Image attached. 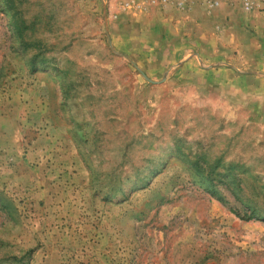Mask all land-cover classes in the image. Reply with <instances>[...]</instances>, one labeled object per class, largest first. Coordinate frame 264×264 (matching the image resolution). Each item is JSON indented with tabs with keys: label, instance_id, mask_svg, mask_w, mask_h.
Here are the masks:
<instances>
[{
	"label": "rangeland",
	"instance_id": "1",
	"mask_svg": "<svg viewBox=\"0 0 264 264\" xmlns=\"http://www.w3.org/2000/svg\"><path fill=\"white\" fill-rule=\"evenodd\" d=\"M119 2L0 0V264H264V80L146 69Z\"/></svg>",
	"mask_w": 264,
	"mask_h": 264
},
{
	"label": "crops",
	"instance_id": "2",
	"mask_svg": "<svg viewBox=\"0 0 264 264\" xmlns=\"http://www.w3.org/2000/svg\"><path fill=\"white\" fill-rule=\"evenodd\" d=\"M186 1L188 9H178L172 2L166 4L162 0H120L111 18L118 30L123 19L133 21L135 14L145 15L146 26L138 35L144 37L141 40L144 49L136 51L146 55V69L153 68L152 62L162 69H190L193 56L201 57L205 50L215 51L212 61L227 63L210 65L212 68L206 70L210 77L218 75L215 80L236 95H240L245 84L251 92L259 90V83L264 80V73L257 71L264 72V17L228 6L207 10L205 0ZM216 23L222 29L215 37L213 29L207 30L206 26ZM186 78L191 80V76Z\"/></svg>",
	"mask_w": 264,
	"mask_h": 264
},
{
	"label": "built area",
	"instance_id": "3",
	"mask_svg": "<svg viewBox=\"0 0 264 264\" xmlns=\"http://www.w3.org/2000/svg\"><path fill=\"white\" fill-rule=\"evenodd\" d=\"M164 3L169 4L170 2H172V4L175 5L176 8L178 9H188V3L186 0H162ZM260 1L262 0H241V5L242 8L245 11H251L254 10L256 8L260 7ZM219 4L218 0H209L207 1V5L209 7H214L217 6Z\"/></svg>",
	"mask_w": 264,
	"mask_h": 264
},
{
	"label": "trees",
	"instance_id": "4",
	"mask_svg": "<svg viewBox=\"0 0 264 264\" xmlns=\"http://www.w3.org/2000/svg\"><path fill=\"white\" fill-rule=\"evenodd\" d=\"M238 215V214H237ZM244 219H250V217H256L264 220V213L263 212H258L255 210H251L250 214L248 216H242Z\"/></svg>",
	"mask_w": 264,
	"mask_h": 264
}]
</instances>
